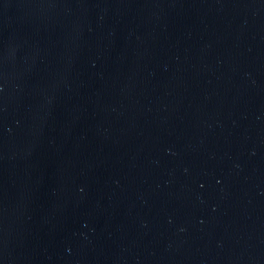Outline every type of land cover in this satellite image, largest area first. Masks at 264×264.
<instances>
[{"label": "water", "instance_id": "obj_1", "mask_svg": "<svg viewBox=\"0 0 264 264\" xmlns=\"http://www.w3.org/2000/svg\"><path fill=\"white\" fill-rule=\"evenodd\" d=\"M0 264H264V0H0Z\"/></svg>", "mask_w": 264, "mask_h": 264}]
</instances>
